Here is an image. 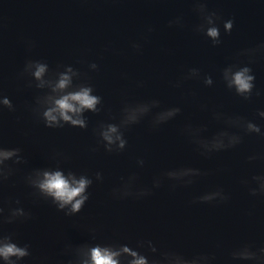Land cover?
<instances>
[{
	"label": "water",
	"instance_id": "obj_1",
	"mask_svg": "<svg viewBox=\"0 0 264 264\" xmlns=\"http://www.w3.org/2000/svg\"><path fill=\"white\" fill-rule=\"evenodd\" d=\"M189 0H0V78L3 93L16 106L4 111L2 140L5 147H20L27 163L2 189L5 204L20 200L33 219L6 225L16 233L17 241L31 245L32 255L23 264H57L66 244L118 242L134 246L140 239L152 240L158 248H172L185 254L209 252L214 264H229L228 254L241 243L264 244V197H250L240 183L253 174L264 173V159L248 163L252 153L264 155V139L245 136L236 148L201 156L187 137L181 134L186 124L204 125L211 135L222 125L212 112L255 118L264 130V120L255 117L264 110V59L251 65L255 90L260 96L245 101L228 91L220 79V69L233 62L243 48L264 42V0H209V9L222 20L232 19L234 27L222 43L212 47L191 26L198 22ZM183 16L185 27H168L175 16ZM151 25L154 31L145 32ZM146 39H142L145 37ZM25 40L34 42L28 51ZM139 41L142 52L129 44ZM108 49V50H105ZM41 59L54 68L70 64L87 73L96 94L103 98L99 115L86 113L85 130L65 125L48 129L25 109L36 91L17 79L25 59ZM96 62L99 70L88 72L87 63ZM198 68L212 76L214 84L204 87L195 80L172 87L188 68ZM143 82L137 87V82ZM155 98L162 107L179 106L175 119L152 130L147 119L125 132L128 146L119 154H108L96 145L92 128L101 119L116 116L121 102ZM201 105L206 108L202 109ZM60 152L67 159L60 166L92 174L100 171L104 180L93 183L84 208L75 216L65 217L49 203H33L23 176L33 167L55 166L51 159ZM137 158L145 160L143 168ZM181 166L195 167L209 174L188 187L174 190L165 183L141 200H114L111 189L121 177L135 172L138 184L151 185L154 176ZM222 187L230 195L223 204H193L194 197ZM95 230V232L91 230ZM93 235L95 241L92 240Z\"/></svg>",
	"mask_w": 264,
	"mask_h": 264
},
{
	"label": "clouds",
	"instance_id": "obj_2",
	"mask_svg": "<svg viewBox=\"0 0 264 264\" xmlns=\"http://www.w3.org/2000/svg\"><path fill=\"white\" fill-rule=\"evenodd\" d=\"M191 11L196 14L198 22L191 26L196 34H202L212 47L222 43L223 33L228 35L234 27L232 19L222 20L215 10L209 9V0H189ZM168 27H185L184 17L175 16L168 20ZM3 24L0 22V33ZM154 31L151 25L145 32ZM142 39H146L142 37ZM25 47L31 51L35 44L25 40ZM130 48L142 52L139 41H131ZM108 50V49H105ZM257 58L264 59V42L255 46L238 50L233 62L226 63L220 71V79L225 88L242 100L248 101L253 96H260L261 91L255 90V75L251 65ZM88 72H96L99 65L96 62L87 63ZM17 79L22 80L24 87L34 89L36 94L31 103L25 104V109L48 129H62L65 125L71 128L85 130L89 126L86 113L99 115L103 110V98L96 94L90 77L85 72L70 64L58 63L54 68L41 59H25ZM195 80L204 87L214 84L211 75L202 73L198 68H188L172 83V87L180 88L185 81ZM143 82H137L142 87ZM201 108H206L201 105ZM15 112L16 106L3 93L2 78H0V117L4 111ZM181 113L179 106L162 107L158 99L129 101L122 100L116 116L98 120L92 128L96 137V145L90 149L96 152L100 148L108 154H119L126 150L128 141L125 132L147 119L152 130H158L162 125L175 119ZM255 117L264 120V110H257ZM212 119L222 125L211 135L204 125L186 124L181 134L195 146V150L203 157L214 153L236 148L243 142L245 136L255 135L264 139V130L255 118L248 119L239 115H228L213 111ZM3 129L0 121V264H23L32 255L29 243H19L16 233L6 229V225L24 223L33 219L32 213L26 210L20 200L5 204L2 195L4 185L16 172L17 165L27 163L20 147H5L2 140ZM51 159L57 160L55 166L33 167L23 176V183L31 189L33 203L44 201L53 206L65 217L78 214L90 198L88 189L93 183H102L104 176L100 171L92 174L77 172L60 166L59 160L67 159L60 152H54ZM264 159V155L252 153L246 157L248 163ZM145 160L137 158L136 166L143 168ZM209 173L199 168L181 166L171 168L153 177L151 185L138 184L135 172L126 178L121 177L120 183L114 186L109 195L114 200H141L153 194L165 183L174 190L177 187H188L200 177ZM240 183L247 189L250 197H264V173L253 174ZM230 195L222 187L206 191L193 198V204H223L228 202ZM95 232V230H91ZM92 240L95 241L93 235ZM57 264H214L216 256L209 252L185 254L172 248H158L152 240L140 239L135 245L118 242H83L76 245L66 244L60 253ZM229 264H264V244L256 246L241 243L228 254ZM39 264H48V258L42 257Z\"/></svg>",
	"mask_w": 264,
	"mask_h": 264
}]
</instances>
